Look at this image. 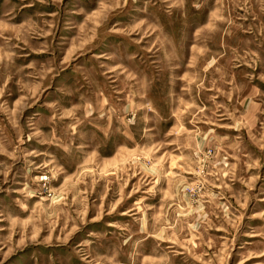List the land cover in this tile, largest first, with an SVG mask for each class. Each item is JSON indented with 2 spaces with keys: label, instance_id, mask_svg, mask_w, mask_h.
Masks as SVG:
<instances>
[{
  "label": "rangeland",
  "instance_id": "1",
  "mask_svg": "<svg viewBox=\"0 0 264 264\" xmlns=\"http://www.w3.org/2000/svg\"><path fill=\"white\" fill-rule=\"evenodd\" d=\"M0 264H264V0H0Z\"/></svg>",
  "mask_w": 264,
  "mask_h": 264
}]
</instances>
